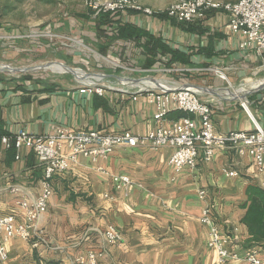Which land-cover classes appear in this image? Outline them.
<instances>
[{"label":"crops","instance_id":"0c3cea01","mask_svg":"<svg viewBox=\"0 0 264 264\" xmlns=\"http://www.w3.org/2000/svg\"><path fill=\"white\" fill-rule=\"evenodd\" d=\"M148 7L160 12L167 8L156 3ZM118 17L190 55V63L165 66L162 57V63L147 66L142 49L133 41L114 40L102 52V34L94 17L67 24L63 30L106 53L111 61L105 62L114 68L95 69L102 67L96 63L84 67L86 79L53 84L0 78V132L6 136L19 129L33 135L82 130L144 134L157 122L155 107L142 90L182 87L194 89L209 104L219 131L252 129L241 101L264 124V81L253 80L264 73V56L260 59L239 49L241 36L229 29L227 14H208L200 22L201 33L187 32L159 14L130 11ZM94 85L103 87L101 95L82 89ZM178 115L179 111L169 113L164 124L179 119ZM58 146L66 151L63 144ZM8 148L0 143V215L20 214L17 199L33 201L42 190L43 173L32 151L22 148L16 159V149L8 153ZM171 153L170 147L118 146L95 161L79 155L52 181L47 212L35 223L37 247L19 238L7 241L4 264H74L77 256L89 251L97 254V264H247L218 262L216 251L208 246L207 228L200 222L205 206L213 209L221 231L230 238V249L242 254L256 248L264 263V236L256 240L243 222L246 189L263 188L264 171L259 173L249 156L218 149L211 162L200 160L195 169L177 172L169 164ZM225 169H235L238 176H226ZM115 175L128 176L132 185L115 190ZM200 189L207 193L204 199L198 195ZM109 225L121 234L116 245L104 238Z\"/></svg>","mask_w":264,"mask_h":264},{"label":"built area","instance_id":"2783aa9c","mask_svg":"<svg viewBox=\"0 0 264 264\" xmlns=\"http://www.w3.org/2000/svg\"><path fill=\"white\" fill-rule=\"evenodd\" d=\"M87 7L96 17L100 14L115 15L117 13L135 12L136 14L155 16L165 14L166 18L179 23H194L206 19L208 14L223 12L228 15L229 29L241 36L239 49L250 51L257 58L264 56V0H174L164 11H155L142 6L137 0H86ZM218 76L226 79L224 73L216 70ZM99 95L103 87L99 85L82 88ZM147 101L154 105V120L157 126L144 134H133L129 131L104 132L99 130H82L63 132L55 135H33L25 129H19L14 135H0L3 144L13 141L16 159L20 158L22 148L34 154L38 167L43 173L42 190L33 201L19 198L15 202L19 213L0 215V264L8 260L5 243L19 238L37 247L35 240V223L47 212L49 200L53 194L52 181L56 176L64 174L71 161L79 155L95 161L106 157L115 147H148L159 149L170 147L169 164L179 172L185 168L195 169L199 161L211 162L218 149L233 150L237 155L249 156L253 159L259 173L264 171V124L250 112L246 101H241L242 108L248 114L252 129L250 131H219L213 121L209 104L201 100L197 92L189 87L156 91L144 89ZM173 111H182L189 116L170 121L165 125L167 115ZM59 144L66 151L59 149ZM228 177L238 176L235 169H225ZM115 190H126L132 185L126 175L113 177ZM264 189V183H263ZM201 199L207 195L204 189L198 191ZM201 224L208 231V246L215 250L219 263L243 260L247 264H264L255 248L239 253L230 249V238L220 229V223L213 209L205 206L200 216ZM107 243L116 245L121 241L120 232L112 225L103 232ZM74 264H97L94 251L77 256Z\"/></svg>","mask_w":264,"mask_h":264},{"label":"rangeland","instance_id":"374dc122","mask_svg":"<svg viewBox=\"0 0 264 264\" xmlns=\"http://www.w3.org/2000/svg\"><path fill=\"white\" fill-rule=\"evenodd\" d=\"M170 1L141 0L142 3H139L144 7L156 3L164 8ZM88 17L95 18L86 0H0V64L25 69L42 64L66 65L85 73V66L90 68L98 63L102 67L95 69L103 70L108 66L113 69L114 66L105 62L111 61L106 53H99L73 33L63 30L68 27L67 24H81L80 20ZM261 63L264 64V61ZM14 77L48 84L71 82L75 78L74 74L54 69L0 72V78ZM245 78L248 76L245 75ZM255 78L264 81V73L253 80Z\"/></svg>","mask_w":264,"mask_h":264},{"label":"trees","instance_id":"16d2710c","mask_svg":"<svg viewBox=\"0 0 264 264\" xmlns=\"http://www.w3.org/2000/svg\"><path fill=\"white\" fill-rule=\"evenodd\" d=\"M165 16V14H159ZM119 13L115 15L100 14L94 19L96 21L97 29L101 35L102 52L114 40L119 41H133L143 52L146 58L147 66H152L155 62H163L165 66H170L173 63H180L186 65L190 63V55L170 47L161 37H156L144 29L136 26L133 23L123 21L117 18ZM201 21L194 23H178V25L187 32L201 33L204 31ZM163 57V58H162ZM189 114L179 111L178 118L186 117ZM0 132V135H4ZM9 136V135H7ZM0 143L1 140H0ZM8 153L14 152V143L10 141L7 145ZM247 195V212L243 222L247 225L251 234L256 240L264 236V189L255 185H249L246 189Z\"/></svg>","mask_w":264,"mask_h":264},{"label":"bare ground","instance_id":"6f19581e","mask_svg":"<svg viewBox=\"0 0 264 264\" xmlns=\"http://www.w3.org/2000/svg\"><path fill=\"white\" fill-rule=\"evenodd\" d=\"M25 69V68H24ZM31 69H35V70H39V69H43V70H47V69H54V70H58V71H61V72H67V71H70L69 68L67 67H63V66H60V65H55V64H42L40 66H36V67H30L28 68V70H31ZM71 74H74V77H77V78H87V76L85 75V73L79 71V70H72V73Z\"/></svg>","mask_w":264,"mask_h":264},{"label":"water","instance_id":"95a60500","mask_svg":"<svg viewBox=\"0 0 264 264\" xmlns=\"http://www.w3.org/2000/svg\"><path fill=\"white\" fill-rule=\"evenodd\" d=\"M63 65V64H61ZM65 67H67L66 65H63ZM69 68V67H67ZM70 71H67L69 73H72V70H75L73 68H69ZM25 70H28V69H24V68H15V67H10L8 65H2L0 64V72H10V73H16V72H22V71H25Z\"/></svg>","mask_w":264,"mask_h":264}]
</instances>
